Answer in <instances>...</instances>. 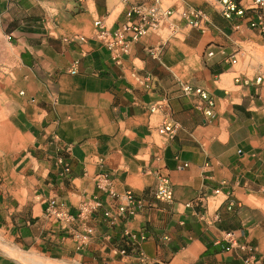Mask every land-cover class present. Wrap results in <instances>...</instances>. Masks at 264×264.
I'll return each mask as SVG.
<instances>
[{
	"label": "crops",
	"instance_id": "obj_1",
	"mask_svg": "<svg viewBox=\"0 0 264 264\" xmlns=\"http://www.w3.org/2000/svg\"><path fill=\"white\" fill-rule=\"evenodd\" d=\"M138 3L159 24L115 59L94 22L112 33ZM13 95L25 123L0 172V264H264V29L216 0H0L4 110ZM162 175L171 200L153 195ZM127 190L146 205L107 223L109 191ZM91 197L102 207L82 224ZM51 200L75 220L48 216Z\"/></svg>",
	"mask_w": 264,
	"mask_h": 264
},
{
	"label": "built area",
	"instance_id": "obj_2",
	"mask_svg": "<svg viewBox=\"0 0 264 264\" xmlns=\"http://www.w3.org/2000/svg\"><path fill=\"white\" fill-rule=\"evenodd\" d=\"M157 1V0H154ZM221 5V14L225 19H232L233 17H238L241 19H246L250 28L252 29H264V0H216ZM161 13L159 7L155 4L147 5L145 3L133 4L129 7L126 17L127 20L120 25L114 32L108 31L100 19L95 20L94 25L97 28L96 36L103 42L106 49L109 51L111 56L118 59L122 54L126 53L129 45L132 42L140 40L149 29L157 28L159 24ZM186 17H194L195 20L192 21L193 25H199L200 20L204 19L205 15L201 9L190 8L184 13ZM208 54H211L209 52ZM242 56L243 53H236V55ZM233 55L230 59L232 64L237 62V56ZM261 79L258 77L256 79L259 82ZM180 90L184 94H196L200 98L207 100L208 104L211 106L213 102L208 99V93L205 89L201 87H195L187 83H181ZM210 114V109L205 111ZM177 126L173 123H165L158 129L160 134H166L169 137L174 136ZM57 150L62 148L61 145H56ZM61 162L63 159L61 158ZM186 165V164H184ZM64 171H68V165L64 167ZM220 190L215 189L214 193H218ZM112 198L119 199L120 203L116 205L113 211L105 210L102 212V216L106 219L107 223L113 224L117 216L128 213L129 215H134L137 210L141 209L146 205V200L142 195H136L130 190L125 191L123 194H118L113 191H109ZM153 195L158 199L171 200L172 199V188L170 181L167 176L162 175L157 185L153 191ZM201 197H197L194 200L188 202L186 205L190 206L195 203V201H200ZM231 204H233L231 202ZM102 207V202L97 197H91L89 199L82 200L78 207L77 218L82 224H85L86 220L92 215L97 213ZM47 215L53 217L55 221L67 225L75 220V217L71 215L67 210L63 209L61 205L55 201L51 200L47 206ZM93 231L92 227L84 226V232L86 234H91ZM129 236L135 240V236L129 233ZM227 241L229 242V249L235 244V235L232 232H227L225 234ZM85 237V235L83 236ZM82 237V238H83Z\"/></svg>",
	"mask_w": 264,
	"mask_h": 264
},
{
	"label": "rangeland",
	"instance_id": "obj_3",
	"mask_svg": "<svg viewBox=\"0 0 264 264\" xmlns=\"http://www.w3.org/2000/svg\"><path fill=\"white\" fill-rule=\"evenodd\" d=\"M4 99L0 98V172L3 173L4 168L10 166L9 153L14 155L19 147L20 134L24 129V117L22 106L18 102L17 96L11 98L10 109L4 110ZM9 120V121H8ZM5 123L8 126H5ZM11 123V124H10ZM12 164V163H11Z\"/></svg>",
	"mask_w": 264,
	"mask_h": 264
}]
</instances>
